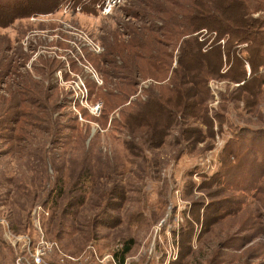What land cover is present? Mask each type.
<instances>
[{
	"label": "rangeland",
	"instance_id": "obj_1",
	"mask_svg": "<svg viewBox=\"0 0 264 264\" xmlns=\"http://www.w3.org/2000/svg\"><path fill=\"white\" fill-rule=\"evenodd\" d=\"M101 1L0 0V264L21 252L12 229L36 247V219L75 256L132 241L125 264H264V9ZM204 11L255 34L222 42L226 64L213 32L196 55L182 42Z\"/></svg>",
	"mask_w": 264,
	"mask_h": 264
},
{
	"label": "built area",
	"instance_id": "obj_2",
	"mask_svg": "<svg viewBox=\"0 0 264 264\" xmlns=\"http://www.w3.org/2000/svg\"><path fill=\"white\" fill-rule=\"evenodd\" d=\"M121 0H102L98 9L102 15H110L114 8L120 4ZM92 48L95 52H101V48L98 45L92 43ZM93 74L95 73L92 68L88 69ZM78 89L83 92L85 86L77 85ZM44 212L41 206L35 207V215ZM35 226L38 230L39 236L37 245L32 249L33 239L29 234L17 235L12 231L6 232V238L13 246L19 245L21 252L16 256L15 264H87L92 258H95L99 263H112L117 264L114 255L99 256L96 249L89 247L82 252L79 256L64 253L59 244L54 241H50L45 238L41 229L40 221L36 219ZM56 256V260L50 261V257Z\"/></svg>",
	"mask_w": 264,
	"mask_h": 264
},
{
	"label": "trees",
	"instance_id": "obj_3",
	"mask_svg": "<svg viewBox=\"0 0 264 264\" xmlns=\"http://www.w3.org/2000/svg\"><path fill=\"white\" fill-rule=\"evenodd\" d=\"M252 1H253V3H255V5H257V6H255L257 9L258 8L264 9V7H263L264 1L263 0L262 1H258V2H255L254 0H252ZM237 4H242V2L239 1V2H237ZM206 13H207V11H204L203 13H200L199 15L195 13V14L191 15L190 21L193 22V23H197L196 24L197 27H202L200 23H203L205 21V19H207V18L210 19L209 15H207ZM224 26H226V25L222 24V28H223V32L224 33L223 32H218L217 30H213V29H208L206 27H202L200 29L199 28H195L197 30L191 32V33L195 34L194 38L193 37L187 38L185 36L186 34H184L182 36V40H183L182 42H195V47L193 49H196V50L190 49L189 50V55L190 54H192V55L195 54L196 55V53L199 54L200 50L202 52V49H200V47L203 46V48H204L206 46V44H207L206 40L200 42V41H198V38H196L197 36L200 35V32H202L203 30H206L208 32H213V34H212L213 35L212 36V43H211L212 46H211L210 49H208L206 51V53H209L212 49L215 48L216 50L214 49L213 51H211L210 56L214 55L217 60L219 59L222 62L224 60L225 64H226L227 59H228V54H227V48H228L227 45L228 44L225 43V42L224 43H222V42L225 41L226 38H228L229 39L228 41H230V42H236V43H238V42H248L250 40V37L255 35L253 32H250V31L245 30V29L235 30V29H232L230 26H228V27L226 26V28ZM202 63H203V65H205L207 67L206 61H203ZM248 64L251 66V64L249 62H248ZM183 66H184V69L186 70L188 76L194 74V69L198 70V67L185 66L184 64H183ZM263 67L264 66H260L257 69V71H256L251 66L252 75L257 73L258 71H261L263 69ZM246 69H247V67H246ZM218 71H220V70L211 69V72L209 73L208 77L210 75H214V76L217 77L219 75V73H217ZM245 72H246V76H247L248 70H246ZM12 231L14 232V234L19 232V231H15L13 229H12ZM131 244H132V241H128V242H126L124 244L122 249H119L117 252H115L114 257L118 261V264H125L127 256L132 250ZM49 259H50V261L54 262L56 260V256H53L52 258L50 257Z\"/></svg>",
	"mask_w": 264,
	"mask_h": 264
}]
</instances>
